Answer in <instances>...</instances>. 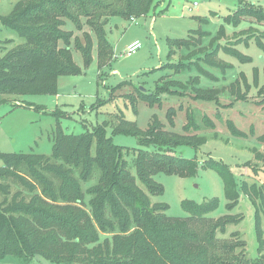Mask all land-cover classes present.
<instances>
[{"label":"trees","instance_id":"trees-1","mask_svg":"<svg viewBox=\"0 0 264 264\" xmlns=\"http://www.w3.org/2000/svg\"><path fill=\"white\" fill-rule=\"evenodd\" d=\"M156 6L157 0H17L7 15L0 16L1 24L22 39L0 54V103L7 95L54 94L60 76L80 73L71 52L73 31L65 28L68 23L80 30V18H86L96 36L101 68V61L114 53L101 26L114 16H145ZM244 17L261 22L264 9L249 4L225 19L236 26ZM84 37L85 44L75 42L73 47L88 65L93 41L88 32ZM227 52L244 60L236 51ZM209 62L219 65L210 56ZM164 87L157 89L160 92ZM202 91L206 90L198 96L207 99ZM139 94L150 104L159 99L157 93L139 90ZM174 114V108H169L171 124ZM116 117L113 133L134 134L138 144L146 147L132 152L135 176L124 159V154L131 153L107 136L105 122L81 134H67L57 127L50 155L0 153V260L31 261L39 256L57 264H264L262 258L245 257L243 242H217L218 234L225 233L232 220L228 215L216 221L206 217L217 208V198L202 203L182 201L190 214L186 218L167 216L166 203L151 201L150 195L163 193L154 174L184 176L196 167L194 159L175 154L178 146L197 147L204 142L196 134L199 126L192 116L183 134L164 130L156 119L140 134L133 122ZM204 165L222 177L229 201L226 208H233L231 201H237L238 194L232 173L221 162ZM238 187L253 207L252 199H257L264 216V186L242 181ZM254 213L259 245L262 231L257 208Z\"/></svg>","mask_w":264,"mask_h":264},{"label":"rangeland","instance_id":"rangeland-1","mask_svg":"<svg viewBox=\"0 0 264 264\" xmlns=\"http://www.w3.org/2000/svg\"><path fill=\"white\" fill-rule=\"evenodd\" d=\"M16 1L0 0V16L7 15ZM249 4L264 9V0H157L156 8L145 16H114L101 26L114 52L101 61V68L96 36L86 18H80V30L68 23L65 28L73 31L71 52L80 73L60 76L54 94L5 96L0 103V153L50 155L57 127L67 134H81L105 122L107 136L131 153L124 154V159L135 176L132 152L146 147L138 144L134 134L113 133L116 115L133 122L140 134L152 119L162 123L166 131L183 134L184 124L192 116L199 126L196 134L204 142L197 147L178 146L175 154L194 159L196 167L184 176L154 174L163 193L150 195L152 203H166L167 216L186 218L190 214L182 201L202 203L217 198V208L206 217L216 221L228 215L232 219L226 232L218 234L217 242L238 240L244 243L246 258L264 259V216L259 202L252 199L253 207L238 187L242 181L264 186V20L244 17L234 26L225 19ZM86 32L93 41L88 65L73 47L75 42L85 44ZM134 40L141 46L127 54L126 47ZM21 42L0 22V54ZM227 51L238 52L244 60ZM209 56L219 65H211ZM170 80L177 84L170 85ZM164 85L165 90L159 92L157 88ZM139 90L157 93L159 99L152 104L143 101ZM201 90H206L202 92L208 94L207 99L198 96ZM169 108L175 110L172 124L167 117ZM208 161L221 162L232 173L238 194L237 201H231L233 208H226L229 201L224 181L217 171L204 165ZM254 208L260 214L259 245ZM0 264L57 263L35 256L31 261L8 257Z\"/></svg>","mask_w":264,"mask_h":264},{"label":"built area","instance_id":"built-area-1","mask_svg":"<svg viewBox=\"0 0 264 264\" xmlns=\"http://www.w3.org/2000/svg\"><path fill=\"white\" fill-rule=\"evenodd\" d=\"M141 46V43L138 40H134L132 41L130 44L127 45L126 47V52L127 54L132 53L133 51H135L137 48H139Z\"/></svg>","mask_w":264,"mask_h":264}]
</instances>
